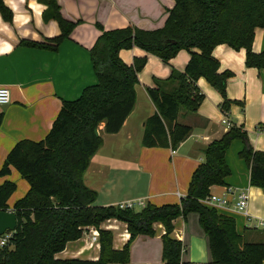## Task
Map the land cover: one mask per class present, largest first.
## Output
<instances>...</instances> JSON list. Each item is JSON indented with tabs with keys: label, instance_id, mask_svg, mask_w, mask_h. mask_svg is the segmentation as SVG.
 <instances>
[{
	"label": "trees",
	"instance_id": "1",
	"mask_svg": "<svg viewBox=\"0 0 264 264\" xmlns=\"http://www.w3.org/2000/svg\"><path fill=\"white\" fill-rule=\"evenodd\" d=\"M46 5L45 21L58 22L61 33L44 42L26 40L33 47L57 49L77 22L65 18L59 0H39ZM165 25L154 30L132 26L104 30L90 50L97 81L84 88L75 99L64 100L52 128L41 140L21 139L8 153L0 176L14 167L29 183L26 194L13 207L18 225L11 239L0 247V264H110L131 260V243L139 235H155L157 222L165 226L162 235L165 264H182L184 245L172 237L174 220L191 212L209 238L215 264H264V241L246 242L237 231L232 216L208 206L203 200L213 185H226L231 174L227 151L241 140L240 157L250 169V183L264 188V151L256 150L242 125L232 126L204 148L205 159L194 170L187 195L179 203L148 202L142 209L96 204L97 190L85 184L84 175L92 157L103 146L100 126L106 133H118L137 101L139 72L147 55L132 64L120 56L122 49L140 47L169 63L181 50L191 57L184 70L172 68L166 78H154L147 91L156 112L145 122L143 145L177 149L192 133L190 125L179 122L181 111L196 113L205 99L198 86L204 77L223 97L221 109L230 113L233 104H242L227 95L233 72L221 70L213 51L227 44L245 49L246 65L264 70V50L253 48L256 29H264V0H175ZM0 13L12 21L13 10L0 0ZM102 27V26H101ZM17 183L0 184V210H8V200ZM109 219L127 224L130 239L121 248L113 247V232L100 228ZM88 227L99 229L100 255L96 260L59 259L69 241L80 239ZM264 234V228L261 230Z\"/></svg>",
	"mask_w": 264,
	"mask_h": 264
},
{
	"label": "crops",
	"instance_id": "2",
	"mask_svg": "<svg viewBox=\"0 0 264 264\" xmlns=\"http://www.w3.org/2000/svg\"><path fill=\"white\" fill-rule=\"evenodd\" d=\"M5 2L14 17L6 21L0 13V86L11 91L10 103L0 105V168L16 142L45 138L63 101L77 98L85 87L96 83L90 50L103 29L161 28L175 4V0H59L63 16L77 25L57 49H48L23 43L26 40L44 42L60 35L57 21L44 20L46 5L39 0ZM253 48L256 52L264 50L263 28L256 29ZM213 54L220 61L222 71L233 72L227 83L228 97L242 104H233L230 113L225 114L221 109L222 95L201 77L197 84L205 99L196 113L181 111L178 120L190 125L192 133L174 150L143 145L145 122L157 110L147 87L154 84L155 77H168L172 68L184 70L190 53L181 50L166 63L137 46L120 51L121 58L128 64H132L135 57L145 55L148 61L138 74L136 105L122 129L118 133H106L104 124L100 126L104 144L92 157L84 175L85 184L98 192V205H118L136 199L158 205L179 203L187 195L195 168L205 159L204 148L228 131L225 118L242 125L253 147L264 151V70L246 65L245 49L235 50L220 44ZM108 145L110 154L99 156ZM242 148L241 140L233 142L226 156L231 168L227 184L213 185L211 194L229 199L227 208L217 209L235 219L237 231L246 242H263L264 188L250 183L249 166L239 157ZM13 177L18 183L15 181L17 190L8 200L10 211L29 189V183L14 167L8 176H0V184ZM19 186L21 192H18ZM229 187L236 191L227 193ZM237 190L248 193L247 213L233 207ZM100 228L113 232L115 249H121L130 239L123 221L109 219ZM154 228L155 235H139L132 241L131 260L125 264H165L162 243L165 226L157 222ZM172 237L184 245L182 264H215L198 213L176 218ZM99 255L100 243L93 242L92 227H88L80 239L69 241L56 257L96 260Z\"/></svg>",
	"mask_w": 264,
	"mask_h": 264
},
{
	"label": "built area",
	"instance_id": "3",
	"mask_svg": "<svg viewBox=\"0 0 264 264\" xmlns=\"http://www.w3.org/2000/svg\"><path fill=\"white\" fill-rule=\"evenodd\" d=\"M11 101V91L6 86H0V105H6ZM225 123L230 128L232 126V122L225 118ZM227 193H234L236 190H233L232 187H229ZM239 191L236 194L235 202H234V209L239 211H244L247 213L248 207V193L244 190H237ZM203 202L207 205H211L215 208H227L229 206V199L224 197H219L215 194H210L206 197ZM146 201L144 199L138 200H128L118 204L121 208H130L135 209L136 205H140L144 207L146 205ZM13 231H7L3 235L0 236V246H4L7 242L11 239ZM92 239L93 242L99 241V232L95 227H92Z\"/></svg>",
	"mask_w": 264,
	"mask_h": 264
},
{
	"label": "water",
	"instance_id": "4",
	"mask_svg": "<svg viewBox=\"0 0 264 264\" xmlns=\"http://www.w3.org/2000/svg\"><path fill=\"white\" fill-rule=\"evenodd\" d=\"M18 219L15 212L10 210H0V236L7 231L16 230Z\"/></svg>",
	"mask_w": 264,
	"mask_h": 264
},
{
	"label": "rangeland",
	"instance_id": "5",
	"mask_svg": "<svg viewBox=\"0 0 264 264\" xmlns=\"http://www.w3.org/2000/svg\"><path fill=\"white\" fill-rule=\"evenodd\" d=\"M109 146V145H108ZM106 147L105 149H104V151H102L103 153H100V155L99 156H108L109 154H110V152H111V150L109 149L110 148V146L109 147ZM230 154L233 156V151H232V149L230 150ZM239 157H240V154H239ZM14 179V181H16V178L15 177H13L12 178V180ZM17 182V181H16ZM18 183V182H17ZM18 192H21V186H19V190H18ZM17 194H19V193H17ZM136 200H138V199H136ZM96 204H97V202H96ZM135 209L136 210H140V209H142V206H140V205H136V207H135Z\"/></svg>",
	"mask_w": 264,
	"mask_h": 264
}]
</instances>
